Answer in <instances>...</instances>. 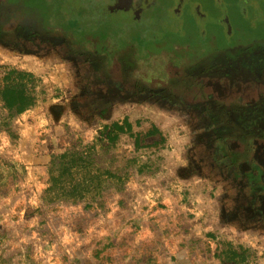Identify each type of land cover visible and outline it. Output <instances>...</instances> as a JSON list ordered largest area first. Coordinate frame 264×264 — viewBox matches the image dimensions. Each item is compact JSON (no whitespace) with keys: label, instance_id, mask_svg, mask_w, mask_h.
I'll use <instances>...</instances> for the list:
<instances>
[{"label":"crops","instance_id":"obj_1","mask_svg":"<svg viewBox=\"0 0 264 264\" xmlns=\"http://www.w3.org/2000/svg\"><path fill=\"white\" fill-rule=\"evenodd\" d=\"M29 53L28 67L14 70L29 74L22 84L31 103L8 109L13 122L0 136L1 150L11 156L0 159V264H264V176L255 170L264 163L248 159L241 173L242 160L218 159L211 138L198 144L188 110L158 111L162 125L129 113L118 119L111 110L103 121L99 113L103 147L127 139L128 150L142 155L125 159L118 188L77 202L47 200L52 156L78 148L77 139L83 148L97 139H80L74 122L84 100L78 81L59 98L35 92L43 71L53 78L47 59L56 52L44 59ZM65 66L56 67L63 77ZM9 135L19 136L16 144ZM58 240L64 251L47 249Z\"/></svg>","mask_w":264,"mask_h":264},{"label":"flooded vegetation","instance_id":"obj_2","mask_svg":"<svg viewBox=\"0 0 264 264\" xmlns=\"http://www.w3.org/2000/svg\"><path fill=\"white\" fill-rule=\"evenodd\" d=\"M85 28L95 33H80ZM119 31L134 43L98 49V34ZM0 36L19 44L56 41L98 67H118L135 92L203 114L218 159L242 160L233 165L241 173L248 159L264 163V84L258 85L264 83V0H0ZM148 37L153 50L145 45ZM166 43L192 49L193 58H181L182 68L169 61L167 79L156 86L142 82L134 75L139 61L162 54ZM261 206L264 220V197Z\"/></svg>","mask_w":264,"mask_h":264},{"label":"rangeland","instance_id":"obj_3","mask_svg":"<svg viewBox=\"0 0 264 264\" xmlns=\"http://www.w3.org/2000/svg\"><path fill=\"white\" fill-rule=\"evenodd\" d=\"M45 23L47 24L46 21ZM14 25V22L12 23L11 21L10 25H7V28L12 26L14 27ZM80 33L86 34L95 32H93V30L91 31V29L85 28ZM126 33L127 32L119 31L117 35L113 33V35L110 37L108 35L98 34V37H96L99 39L98 49L102 51H108L114 47L113 43L115 42H118L120 44L134 43V40L127 37ZM9 36H7L6 38L0 36V88L2 87V84L4 82L3 77L8 73L9 70L19 69L20 67H23L24 69V67H28V57H31V55H29V52H38V54L42 55L41 57L39 56V58L43 59L46 56V53H49V55H51V52H56L55 56H50V59H47L49 61V65L54 67L52 69L48 68L49 74H51L53 78H50V76L48 74H45L43 71L40 77L37 76L39 88L35 89V92L37 91L38 95L41 96H46L47 94L51 93L54 97L59 98V96L64 93L67 95L72 94L73 90L71 87H75V84L77 85L78 81V96L84 97V100H82V111L78 112V115L74 118V122L77 123L76 125L80 126V139L85 140L86 142L90 140L92 141V139L94 138L97 139V142L93 144L94 150H92L91 152L93 153L92 156L94 157L96 163L101 168H108L114 172H119L120 168L122 169L126 163L125 159H128V157H130L131 155L139 157V155L142 154L138 153L137 151H129L127 146L128 141H126L127 139L125 141H118L119 144L117 145V147H103L101 142H99V131L102 124V122L98 120V117L100 115L99 113H101L100 117L103 119V121V114L107 113L108 110H111V112L109 111V114L114 112L115 117L118 119L121 117V114L129 113L130 115H132V117H137L138 119L144 116L146 121L150 119L161 120L162 125L164 120L162 116H158V111L166 110L165 108H168V113H173V111L177 110L163 105V103L161 102L162 100L160 101L153 95H149L148 93L144 92H135L133 89H131L130 86L126 85L127 80L124 81V78L121 77V73L119 72L118 67L106 65L98 67L95 64H91L88 56L82 57L79 53L77 54V52L66 50L64 47L56 44V41L54 43H50L47 41L40 42L38 40H36L34 43H32L33 41L31 43L30 41H24L22 43L24 45L23 46L19 43H12V38H10ZM92 40V37L86 36L87 42L91 43ZM149 42L150 37H148V39L146 40L145 45H147ZM166 44L167 45L164 48H161L162 54H160L159 56L151 58L149 62L139 61L137 68L134 71V75H136V77L139 78L142 82L146 83L148 80L149 82H151L149 84L156 86L159 81H165L167 79L168 75L166 74V68L169 61L172 62L171 66L178 67L179 65L178 68H182V65L179 64V60L185 57H187L188 59H192L194 56L195 51H193L192 49V51L188 50L182 52L179 49L177 50L171 47L170 44L172 43ZM151 45L152 43L150 42L148 45V50H153V47ZM89 49L93 50V47L90 46ZM138 49H140V47H138ZM139 52V54H142L141 49L139 50ZM38 60L39 59H37V61ZM58 65H66L65 67L67 68L64 72V77L62 76L61 71H56V67ZM43 66L44 63H42V67ZM187 69L190 70L189 68ZM65 73L67 74V77L65 76ZM168 74L170 73L168 72ZM45 77H49L47 82H44ZM64 78L65 81L67 80V78H69L68 85L67 82L66 84L62 83L64 82ZM187 79H189V77ZM38 82L35 81V84L37 83V86ZM263 84V82L258 83L259 86H262ZM79 109H81V107H79ZM191 114H193V123L196 125V129L198 130L199 134L200 143L198 144L205 145L204 141H207L209 138H211V131L208 127L209 121L204 117L203 114ZM212 118L214 117L212 116ZM214 120V122L217 123L215 118ZM12 122L13 121L9 115L8 109L4 107L2 101L0 100V136L3 130L5 131V128L7 127L6 125H10L12 124ZM217 126H219L218 123ZM18 139V135H16L15 138L12 136L10 137L9 135V144H16L14 140ZM1 140L2 139L0 138V146H2ZM77 140L74 141L75 145H78L79 150L83 149V146H81V143ZM198 155H204V150L200 149L198 151ZM10 157L11 156H8V154L3 152L0 148V159H10ZM110 185L116 188L120 186L114 183H111L108 186ZM13 235L16 234L13 233ZM22 239H28V246H31L30 237L24 236ZM56 243L57 244L54 245V247L52 244H48L47 249L53 251H64V247L61 245L60 240H58ZM63 263L64 261L60 260L58 264ZM71 264H77V262L73 261V263Z\"/></svg>","mask_w":264,"mask_h":264},{"label":"trees","instance_id":"obj_4","mask_svg":"<svg viewBox=\"0 0 264 264\" xmlns=\"http://www.w3.org/2000/svg\"><path fill=\"white\" fill-rule=\"evenodd\" d=\"M0 100L7 109L27 107L31 100L25 96L22 81L29 79L28 73L11 69L3 77ZM22 107V108H19ZM94 147H76L53 155L48 169V186L44 191L47 200L77 202L94 199L111 183L122 185L125 178L108 168H101L92 156Z\"/></svg>","mask_w":264,"mask_h":264}]
</instances>
